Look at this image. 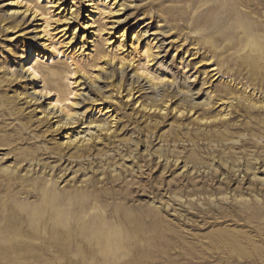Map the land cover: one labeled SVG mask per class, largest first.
Here are the masks:
<instances>
[{
	"label": "rangeland",
	"instance_id": "374dc122",
	"mask_svg": "<svg viewBox=\"0 0 264 264\" xmlns=\"http://www.w3.org/2000/svg\"><path fill=\"white\" fill-rule=\"evenodd\" d=\"M216 1L0 0V264H264V0Z\"/></svg>",
	"mask_w": 264,
	"mask_h": 264
},
{
	"label": "bare ground",
	"instance_id": "6f19581e",
	"mask_svg": "<svg viewBox=\"0 0 264 264\" xmlns=\"http://www.w3.org/2000/svg\"><path fill=\"white\" fill-rule=\"evenodd\" d=\"M184 1V0H183ZM185 1H187V0H185ZM221 1V0H220ZM223 1V3H230L231 2V0H222ZM211 2H217L216 0L215 1H213V0H204V2H203V4H205V5H208L209 3L211 4ZM222 3V4H223ZM224 5V4H223ZM202 6V5H201ZM208 10V9H207ZM219 15H218V17H221V18H224V20L226 21V20H228L229 18H230V14H227V13H225V11H222V12H219L218 13ZM246 25V23L243 25V26H245ZM234 26L232 25V28H233ZM255 30V28L253 27V25L252 24H250L249 25V28H248V31L246 32V36L244 37V38H242V41H241V43H242V46L243 47H245V46H247V42H246V40H247V37L253 32ZM240 33H241V31H240ZM232 38L230 39L231 41H237L238 40V38H240V35L238 36V35H232L231 36ZM245 41V42H244ZM52 44V43H51ZM50 45V44H49ZM53 46V47H52ZM52 46H49V47H51V50H52V48H54V50H55V53H56V55H59L60 53H61V51L59 50V48H57V46L55 47V45H54V43H53V45ZM54 52V51H53ZM144 53L146 54V57H149L151 54L148 52V47L146 46L145 47V49H144ZM39 57L40 56V54L37 52V51H35V52H33L32 54H31V56H30V58H29V60L27 61V63L25 64V67H27V70L28 71H30L32 74H33V76H37V75H39V74H41V72L43 71L44 72V78H45V80H48V81H53V80H56V78L62 73V70H55V69H53V68H51L50 70H49V72L47 73V74H45L46 72H47V70H44V69H42V68H40L39 67V65L37 64V62H35V63H32V60H33V57ZM51 58H53V55H51L50 56ZM142 69V73L143 74H145V76H149V74H150V72H149V66H148V69H144L143 67L141 68ZM211 71L213 72V76H216V78H218L219 77V75H218V73L219 72H221V70H220V68L218 67V66H213L212 68H211ZM69 72L73 75L74 73H76V70H75V68L74 69H70L69 70ZM150 78H152V79H154V77H150ZM50 86H51V84L49 83V84H47V86H44V88L46 89V92H48V94L49 93H52L53 92V89H51L50 88ZM53 86V85H52ZM75 90V89H74ZM74 90H70V91H64V90H61V89H57V93H58V95L56 96V98H55V101H56V103L57 104H59L60 106H61V112H64L65 114H66V117L67 116H70L71 115V108L69 107V105L66 103V104H63L64 102H66V101H69V100H72L73 98V96L74 95H72V94H74ZM70 118V117H69ZM72 118V117H71ZM70 121V120H69ZM89 147V146H88ZM88 148H86V147H84V150H87ZM81 150H83V149H81ZM68 170V169H67ZM70 173V172H69ZM69 173L66 175V176H68L69 175ZM59 177H60V175H58ZM58 177V178H59ZM49 202V201H48ZM47 202V203H48ZM50 203V202H49ZM50 205H53V203L52 204H50ZM58 233V232H57ZM55 234H56V232H55ZM59 234V233H58ZM60 235V234H59ZM57 237V236H56ZM59 238V237H58ZM57 239V238H56ZM59 240V239H58Z\"/></svg>",
	"mask_w": 264,
	"mask_h": 264
}]
</instances>
